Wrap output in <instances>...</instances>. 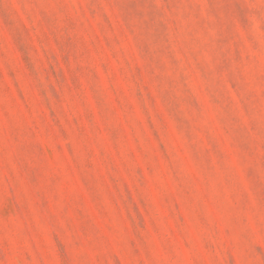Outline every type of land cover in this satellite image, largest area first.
I'll return each instance as SVG.
<instances>
[{
	"label": "rangeland",
	"instance_id": "374dc122",
	"mask_svg": "<svg viewBox=\"0 0 264 264\" xmlns=\"http://www.w3.org/2000/svg\"><path fill=\"white\" fill-rule=\"evenodd\" d=\"M0 264H264V0H0Z\"/></svg>",
	"mask_w": 264,
	"mask_h": 264
}]
</instances>
